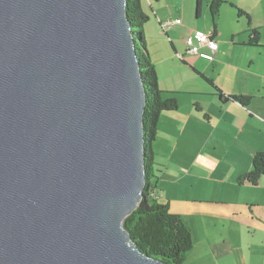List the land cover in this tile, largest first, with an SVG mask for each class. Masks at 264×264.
<instances>
[{
  "label": "water",
  "instance_id": "obj_1",
  "mask_svg": "<svg viewBox=\"0 0 264 264\" xmlns=\"http://www.w3.org/2000/svg\"><path fill=\"white\" fill-rule=\"evenodd\" d=\"M128 0H0V264H168L125 220L146 190Z\"/></svg>",
  "mask_w": 264,
  "mask_h": 264
},
{
  "label": "crops",
  "instance_id": "obj_2",
  "mask_svg": "<svg viewBox=\"0 0 264 264\" xmlns=\"http://www.w3.org/2000/svg\"><path fill=\"white\" fill-rule=\"evenodd\" d=\"M141 1L159 87L179 104L161 115L153 148L161 164L157 195L193 235L186 260L198 244L192 264H264V177L240 183L264 151V72L254 69L264 60V0H225L216 18L210 0L200 12L197 0ZM195 32L214 34V62L184 52ZM232 96L252 100L246 106Z\"/></svg>",
  "mask_w": 264,
  "mask_h": 264
},
{
  "label": "trees",
  "instance_id": "obj_3",
  "mask_svg": "<svg viewBox=\"0 0 264 264\" xmlns=\"http://www.w3.org/2000/svg\"><path fill=\"white\" fill-rule=\"evenodd\" d=\"M203 1L205 0H197L198 12H200ZM225 3V0H210V11L213 18L220 14ZM127 13L136 40L145 50L144 55L138 52V56L148 97L145 113L147 184L142 202L137 210L125 220L124 226L141 252L168 264H184L188 253L194 247L193 235L184 218L172 213L169 205L162 203L157 195L160 178L156 173L159 171L156 169L153 148L161 115L165 112L176 111L179 104L175 98H165L164 92L159 87L158 74L149 55L145 37V25L150 17L144 12L142 1L128 0ZM212 35L215 39L214 34ZM254 35L253 43L257 45L259 43L258 33L255 32ZM220 96L223 98L222 94ZM231 99L246 106L252 100L249 96H232ZM263 177L264 151H260L253 158L252 171L243 176L240 183L248 181L256 185Z\"/></svg>",
  "mask_w": 264,
  "mask_h": 264
},
{
  "label": "built area",
  "instance_id": "obj_4",
  "mask_svg": "<svg viewBox=\"0 0 264 264\" xmlns=\"http://www.w3.org/2000/svg\"><path fill=\"white\" fill-rule=\"evenodd\" d=\"M173 24H181V20L175 22L169 20L163 23V28H169ZM187 52L207 62H214L219 51V43L213 38L212 33L195 32L185 39Z\"/></svg>",
  "mask_w": 264,
  "mask_h": 264
},
{
  "label": "rangeland",
  "instance_id": "obj_5",
  "mask_svg": "<svg viewBox=\"0 0 264 264\" xmlns=\"http://www.w3.org/2000/svg\"><path fill=\"white\" fill-rule=\"evenodd\" d=\"M145 35H146V37H147V40L148 39H150L151 40V33H150V31H145ZM187 38V37H186ZM185 38V39H186ZM150 47H153L152 45L153 44H151V42H150ZM183 48H184V52H186L187 51V47H186V44H185V41H183ZM261 51H263V53H264V49H261ZM138 52H139V54L140 55H144L145 54V50H144V48H143V46H142V44L139 42V44H138ZM264 59V58H263ZM161 71L162 72H165V71H167V69H165V67L164 66H161ZM255 71H262V72H264V60L263 61H261V62H259L258 64H256V66H255ZM197 135V134H196ZM191 138H193V137H191ZM158 155H156V157H155V162H156V169H157V171H158V168H159V165H161L160 163H159V160H158ZM160 169V168H159ZM157 173V175H158V172H156ZM200 248H201V246H199L198 244H197V248H196V251L192 254V255H190V259H187L186 261H185V263L184 264H192L191 263V259L192 258H194V256L195 255H197L200 251ZM192 256V257H191Z\"/></svg>",
  "mask_w": 264,
  "mask_h": 264
}]
</instances>
